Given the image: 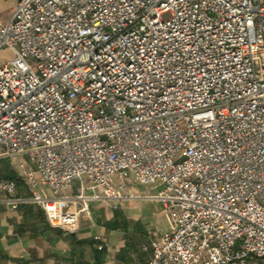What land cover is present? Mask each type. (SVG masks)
I'll list each match as a JSON object with an SVG mask.
<instances>
[{"label": "built area", "instance_id": "2783aa9c", "mask_svg": "<svg viewBox=\"0 0 264 264\" xmlns=\"http://www.w3.org/2000/svg\"><path fill=\"white\" fill-rule=\"evenodd\" d=\"M0 59V156L33 191L0 172V204L75 232L148 198L172 226L134 264L264 259V0H17Z\"/></svg>", "mask_w": 264, "mask_h": 264}, {"label": "crops", "instance_id": "0c3cea01", "mask_svg": "<svg viewBox=\"0 0 264 264\" xmlns=\"http://www.w3.org/2000/svg\"><path fill=\"white\" fill-rule=\"evenodd\" d=\"M16 3L0 0V16L9 18ZM22 159L27 157L0 156V172L17 180L16 196L29 197L33 191L22 177ZM79 185L80 180H75L74 189ZM132 189L150 194L157 187L136 183ZM38 190L47 195L52 192L45 184ZM171 226L167 208L148 198L127 200L118 208L94 200L90 214L81 215L75 232L51 224L43 207L32 200L0 204V264H134L151 256V239ZM263 263L262 258L249 262Z\"/></svg>", "mask_w": 264, "mask_h": 264}, {"label": "rangeland", "instance_id": "374dc122", "mask_svg": "<svg viewBox=\"0 0 264 264\" xmlns=\"http://www.w3.org/2000/svg\"><path fill=\"white\" fill-rule=\"evenodd\" d=\"M4 55H7V52H5V54ZM0 61H1V59H0Z\"/></svg>", "mask_w": 264, "mask_h": 264}]
</instances>
